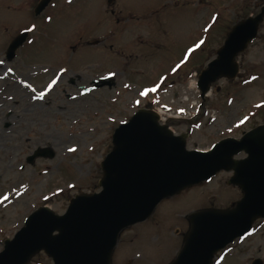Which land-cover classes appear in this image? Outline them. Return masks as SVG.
<instances>
[{
  "label": "rangeland",
  "instance_id": "1",
  "mask_svg": "<svg viewBox=\"0 0 264 264\" xmlns=\"http://www.w3.org/2000/svg\"><path fill=\"white\" fill-rule=\"evenodd\" d=\"M39 1L0 0V253L37 209L64 215L75 196L101 190L100 165L113 134L141 109H161L177 134L191 128L189 149L206 150L264 123V22L237 58V78L217 81L204 102L194 78L234 25L257 14L264 0H115L110 6L107 0H53L36 17ZM23 32L27 42L9 59L8 48ZM105 77L115 79L113 86L86 91ZM146 88L156 91L140 96ZM183 111L191 121L183 120ZM40 151L52 155L30 162ZM230 176L222 172L162 201L149 220L121 234L112 264H169L181 249L188 214L241 199L228 185ZM256 258L264 261V222L214 264ZM28 264L54 263L40 252Z\"/></svg>",
  "mask_w": 264,
  "mask_h": 264
},
{
  "label": "water",
  "instance_id": "2",
  "mask_svg": "<svg viewBox=\"0 0 264 264\" xmlns=\"http://www.w3.org/2000/svg\"><path fill=\"white\" fill-rule=\"evenodd\" d=\"M51 2L41 0L35 15ZM263 21L264 6L231 29L217 58L199 76L203 99L219 78L237 76L236 57L257 37ZM26 36L22 34L10 45L9 59ZM113 84L111 78L99 79L90 90ZM186 137L174 136L168 126L160 125L153 111L139 110L113 134L112 150L101 163V191L75 196L64 215L47 206L34 211L14 238L5 241L0 264H28L42 251L54 264H112L121 233L146 221L163 200L221 171L233 172L228 183L239 188L241 199L228 208H204L189 214L182 247L169 263L213 264L217 253L264 218V125L239 140L223 139L209 151L188 150ZM242 153L246 158L235 159ZM47 155L52 154L36 152L29 161ZM252 264L263 261L256 259Z\"/></svg>",
  "mask_w": 264,
  "mask_h": 264
},
{
  "label": "snow or ice",
  "instance_id": "3",
  "mask_svg": "<svg viewBox=\"0 0 264 264\" xmlns=\"http://www.w3.org/2000/svg\"><path fill=\"white\" fill-rule=\"evenodd\" d=\"M69 2H71V0H69ZM203 43H204L203 41H200V44H203ZM200 44H197L196 47H197V48L200 47ZM189 51L191 52L192 49H189ZM178 67H179V66H178ZM173 71H175V69H173ZM211 71H212V69H209V72H211ZM253 79H255V77H253ZM55 83H56V81H53V84H55ZM51 86H52V85H49V88H51ZM125 87H127V85H125ZM86 91H87V90H86ZM154 91H156V88H146L144 91H141V92L139 93V95L142 96V97L147 98V96L149 95V93H150V92H154ZM136 103H137V105H138V104H139V101H137ZM69 151H75V149H69ZM2 199H3V200H7L8 197L5 195V196L2 197Z\"/></svg>",
  "mask_w": 264,
  "mask_h": 264
},
{
  "label": "flooded vegetation",
  "instance_id": "4",
  "mask_svg": "<svg viewBox=\"0 0 264 264\" xmlns=\"http://www.w3.org/2000/svg\"><path fill=\"white\" fill-rule=\"evenodd\" d=\"M97 45H99V43L97 44ZM10 74L11 75H13V76H15L14 75V73L12 72V71H10ZM23 83V87H26L25 85L27 84L26 82H22ZM31 93H33L32 91H30ZM41 95H37V99L40 101L41 100ZM190 130H191V128H188V129H186V132H188L189 133V135H188V137H187V140H188V138L190 137ZM183 133H185V132H183ZM182 133V134H183ZM244 157V155L242 154V155H240L239 157H238V159H241V158H243ZM229 174H231L232 175V173H229ZM259 222H264V219L263 220H259V221H257L255 224H254V226H253V229H255V227H256V224L257 223H259Z\"/></svg>",
  "mask_w": 264,
  "mask_h": 264
}]
</instances>
